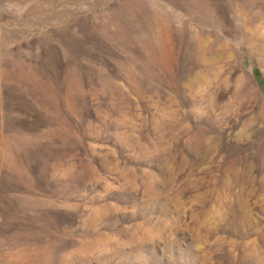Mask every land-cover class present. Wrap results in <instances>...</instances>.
Segmentation results:
<instances>
[{
    "label": "rangeland",
    "instance_id": "374dc122",
    "mask_svg": "<svg viewBox=\"0 0 264 264\" xmlns=\"http://www.w3.org/2000/svg\"><path fill=\"white\" fill-rule=\"evenodd\" d=\"M0 264H264V0H0Z\"/></svg>",
    "mask_w": 264,
    "mask_h": 264
},
{
    "label": "bare ground",
    "instance_id": "6f19581e",
    "mask_svg": "<svg viewBox=\"0 0 264 264\" xmlns=\"http://www.w3.org/2000/svg\"><path fill=\"white\" fill-rule=\"evenodd\" d=\"M249 125H244V129L246 130Z\"/></svg>",
    "mask_w": 264,
    "mask_h": 264
}]
</instances>
